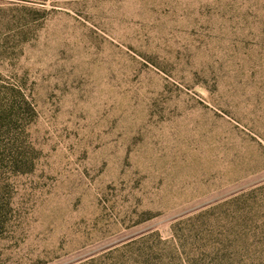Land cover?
Segmentation results:
<instances>
[{
	"label": "rangeland",
	"instance_id": "1",
	"mask_svg": "<svg viewBox=\"0 0 264 264\" xmlns=\"http://www.w3.org/2000/svg\"><path fill=\"white\" fill-rule=\"evenodd\" d=\"M0 264H264V0H0Z\"/></svg>",
	"mask_w": 264,
	"mask_h": 264
}]
</instances>
